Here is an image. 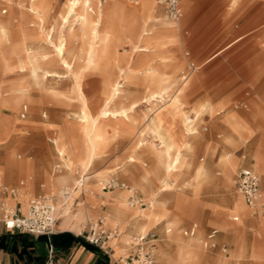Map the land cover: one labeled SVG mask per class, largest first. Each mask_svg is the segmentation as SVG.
<instances>
[{"label":"rangeland","instance_id":"rangeland-1","mask_svg":"<svg viewBox=\"0 0 264 264\" xmlns=\"http://www.w3.org/2000/svg\"><path fill=\"white\" fill-rule=\"evenodd\" d=\"M27 1L0 0V23L9 27L8 33L0 32V186H18L25 180L22 189L27 187L33 196L59 194L70 187L75 171L86 172L87 159L77 161L72 171L53 173L59 162L56 150L64 152L66 166L71 160L69 150H60L67 148V142L58 136L61 127L65 121L76 127L79 124L81 137L70 141L75 148L90 150L79 121L84 105L89 115L97 117L122 82V94L110 111L124 112L126 117L111 116L100 124L106 141L98 145L97 159L88 171V187L94 196H86L82 212L86 209L90 216L98 212L91 217L94 221L107 216L112 228L121 221L106 213L113 207L109 203L111 194L123 195L126 203L120 201L121 209L133 218L125 217L128 223L124 229L119 226V232L129 237L154 235L158 264H167L165 255H169L171 264H201L198 253L205 259L203 264L220 260H227V264H264V243L260 242L264 241V215L252 214L238 186V177L255 168L264 203V0H186L185 15L178 25L158 7L159 23H171L179 32L175 40L161 42L162 49L155 56L148 54H154L157 46L152 44L147 51V45L158 41L161 30L155 27L149 31L151 21H147L149 35L141 37L148 13L140 16L130 6L137 0H127L126 8L118 6L110 13L105 6L95 52L86 68L75 67L77 50L83 43L81 29L71 23V18L69 22L62 18L72 0H38L36 7L44 12L43 23L28 10ZM187 1L195 3L192 14ZM86 31L90 34L91 28ZM60 34L68 35L67 60L74 64L73 70L58 63L55 47L60 45ZM130 42L136 49L128 45ZM26 53L40 63L43 71L61 78L44 80L43 72L35 78L31 72L20 70L17 63ZM41 55L49 59L36 61ZM156 58L159 64L153 67ZM191 64L200 68L184 81L183 73ZM149 68L155 70L149 73ZM160 91L165 92L166 101L158 103L157 108L179 97L181 108L192 119H196L195 112L201 113L194 122V134L185 138L184 147L179 144L180 157L174 164L175 151L170 153L147 131L151 119L145 103L129 113L135 103ZM24 106L28 110L22 117ZM228 118H234L244 129L236 127L234 131ZM47 129H55L57 135L47 133ZM98 173L101 178L96 177ZM69 174L68 182H60ZM29 176L33 178L32 188ZM109 177L134 188L140 203L131 207L129 196L120 192L124 190L104 191L101 183ZM53 182L57 183L55 188ZM102 207L104 212L98 211ZM242 208L246 216L241 215ZM81 220L85 222V216L77 222ZM143 224L147 230L142 234L139 227ZM193 224H198L197 233L185 235ZM214 229L218 242L228 247L227 254L204 247L202 240ZM130 244L131 240L124 238L116 242L119 257L131 252Z\"/></svg>","mask_w":264,"mask_h":264},{"label":"bare ground","instance_id":"bare-ground-1","mask_svg":"<svg viewBox=\"0 0 264 264\" xmlns=\"http://www.w3.org/2000/svg\"><path fill=\"white\" fill-rule=\"evenodd\" d=\"M37 1L38 0H28L27 1L28 10L32 14L38 15L40 22L43 23L42 14L44 12L42 13L40 11V9L38 7H36ZM184 1H183V3H184ZM125 2L127 3V0H72L68 3L66 14H64L62 18H64L66 22H69L68 20L71 18V23L78 25L79 29H81L82 40H83L82 45L77 50L76 58L78 59V62L75 65V67L82 65L83 68H86L91 62L92 56L95 52L94 44L96 43V41L98 39V29H99L100 24L104 20L105 15H106L104 7L106 6L107 11L110 13L111 11L114 10V8H116L118 6H120L122 8L123 7L126 8L127 6H126ZM183 3H182V5H183ZM130 6H132L133 9L140 14V16L144 17L145 12L148 13V17L144 22V24H145L144 25V31H143V34L141 37L148 36L149 34L145 30V27H146L147 21H152V15L154 13V10H155L157 4H155L154 1H152V0H141L140 4L130 5ZM188 8H189V11H191V8L189 6H188ZM48 12H47V14H48ZM107 22H110V21H107ZM172 23H174V22H172ZM179 23H181V22H179ZM179 23H175V24L178 25ZM89 27L91 28L90 34H88L86 31L87 28H89ZM42 30H43V28H42ZM51 30H53V29H51ZM0 32L3 34L8 33L9 27L8 26L3 27L0 23ZM178 32H179L178 27H176V26H171L168 29H161V31L159 32V38H161V37L166 38V40L163 42L169 43V42L175 40V38L178 35ZM68 35H74V34L72 32H69ZM47 36H48V38L51 39L52 33L48 31ZM67 36H63V34H60V37L58 38V39H60V45L55 47V51L59 57L58 63H60V65L67 67L69 70H73L74 67L72 65H74V64H70L67 60V58H68L67 55H68V53H70V50H69V47L67 44ZM101 53H102V51H101ZM38 59L42 60V61H47L49 59V56L48 55H41L39 58H36V61ZM17 64H18V68H20V70L24 69V70H27L28 72H31L35 76V78H38L40 72H43L42 76H43L44 80H48L49 78H53V77L61 78L60 75H55V74H52L50 72L43 71V68L40 65V63L34 62V60L27 53L23 56V58L20 61H18ZM146 70H148V69L146 68ZM154 70H155L154 68H149V73H152ZM123 88H124V84L122 82H119L116 85L112 96L106 100L105 104L102 106L97 117L89 115L86 111V105H84L83 111L81 112V115L79 116V119H80L79 121L81 122L83 133L87 137L88 142L90 144V150H81L80 147L75 148L72 145L70 138L68 137L66 129L65 130L62 129L63 130L62 133L60 132V134H61L60 137L64 141L67 142V144H66L67 148L63 147V150H69V154L71 156L73 167L76 165L77 161H80L82 159H87V164H86V172H87L91 168L94 161L97 159V156H98L97 147L99 144L104 143L106 141V136L103 133L102 129L100 128V124L104 121L105 118H108L111 116L118 118V115H122L123 117H126V114L124 112L121 114H117V113H113L110 111L111 104H113L116 100L119 99V97L122 94ZM164 96H165V92H163V91H160L157 93H152L150 96L144 98L142 103H137V104L135 103L133 105V107L129 110V113L130 112L132 113L133 111L139 109L140 106L143 103H145V105L147 106L146 112L153 115V117L151 118V121L148 125L147 131H149L151 134H154V136L160 140V143L166 146L167 150L170 153H173L175 151V155H173L174 156L173 164H174V162H176L180 157L181 150L179 148V144H181V146L184 147L185 143H186L184 141L185 138L194 134V132H195L194 122H195V120H197L200 117L201 113L195 112L196 119H192L190 117L189 112L185 111L183 108H181V106H180L181 99L179 97H176V99L171 101V102L169 101L170 103H168L167 106H162V107L157 108L158 103L162 104L163 101H166V99H164ZM172 169H173V166L171 169H167V176H169L171 174ZM78 172L86 173L82 170H78V171H75V176ZM96 177L101 178V177H99V173L96 175ZM68 179L69 178L67 176L62 177L60 179V182H68ZM109 179H110V177L108 179L105 178L104 181H108ZM132 189H134V188H132ZM124 191L128 194V196H130L129 191H127V190H124ZM85 193H86V196H94V191L91 190L88 186H86ZM76 195H78V194H76ZM32 196H33V193L31 191H29L27 187H25V189L20 190V195L18 197V200L23 203V209L24 210L27 208L28 201ZM86 198L87 197H85V199L78 204V206L75 208V210H72L70 207H67L65 209V210L68 209L66 211V214H65V216H66L65 220H67L68 218L69 219L71 218L72 221H78L81 217L85 216V222H84V224H85L88 220L93 219L91 217H94V216H90V214H86L85 211H83L84 212L83 213L81 210L83 208V206H85V204H86ZM12 204H14V203H12ZM261 204H264L262 202V199H261ZM129 205L132 206L130 203H129ZM132 207H134V206H132ZM74 211H76V212H74ZM263 212H264L263 208L262 209L260 208L259 213L263 215ZM252 214H253V212H252ZM241 215L246 216L244 208H242ZM99 218H103V220L105 222V226L109 227V225H108V219L109 218L107 216L104 215V216H101ZM82 229H83V226L81 228V231H82ZM146 230H147V227L145 224H143L139 227V231L142 234L145 233ZM122 236H123V234L121 233L120 237L111 241L110 245L113 246L114 250H115L116 242ZM132 237H131V239H132ZM131 239H124V241L125 240H131ZM115 252H116V250H115ZM127 255L128 254H126V256ZM194 256H192V257H194ZM171 258L174 259V257H171ZM164 260L168 264V263H170L171 259L169 258V255H165ZM193 260L195 261L196 258H194Z\"/></svg>","mask_w":264,"mask_h":264},{"label":"built area","instance_id":"built-area-1","mask_svg":"<svg viewBox=\"0 0 264 264\" xmlns=\"http://www.w3.org/2000/svg\"><path fill=\"white\" fill-rule=\"evenodd\" d=\"M159 4L164 6L168 20L179 23L184 16V0H158ZM195 70L190 65L183 73L182 79L185 81ZM61 157V154H59ZM56 171L60 172V164L55 166ZM88 174L78 172L76 179L71 187H65L58 196L39 195L29 199L27 208L23 209V203L18 200L20 187L0 186V223L6 231L29 234L34 236H51L56 232L59 214L67 207L76 208L78 204L86 197L85 189L87 186ZM104 191L127 190L130 192L129 203L135 206L140 200L134 191L124 182L111 178L101 183ZM239 192L244 201L254 215L264 210V204H261L263 192L261 189L260 176L254 172L242 173L238 178ZM78 194V195H76ZM12 201L14 204H12ZM264 215V212H263ZM198 231V225L194 224L184 233L187 236H194ZM218 231L212 230L202 240L205 248L209 250H220L223 254L228 253V247L220 244L217 239ZM118 229H109L105 226L103 218L96 221L88 220L81 231V237L91 245L101 251L115 252L111 241L120 237ZM155 236L145 234L135 236L131 239V252L126 257H120L118 264H158L154 255ZM45 264H59L56 252L50 248Z\"/></svg>","mask_w":264,"mask_h":264},{"label":"crops","instance_id":"crops-1","mask_svg":"<svg viewBox=\"0 0 264 264\" xmlns=\"http://www.w3.org/2000/svg\"><path fill=\"white\" fill-rule=\"evenodd\" d=\"M138 2H139V0L135 1L134 2L135 5H137ZM156 3H157V6H156L154 13L152 15V21L149 24L150 25L149 27H151V29L148 28L149 31H152L155 27H157V29H159V30L168 29L169 27H171V25H170L171 23H168L165 21L159 23L160 19L158 17H156L157 8L158 7L163 8L165 16H166V11H165L164 6L159 4L158 0H156ZM186 4H187V6H189L191 8V14H192L194 12V6L193 5L195 3L190 4L187 1ZM183 11H184V15H185L184 7H183ZM183 18H184V16H183ZM154 19H156V20L154 21ZM239 39L240 38H238L237 40L230 43L225 48H223L222 50H220L219 52L214 54L211 58H209L207 60V62L211 61L216 56L220 55L224 50L231 47ZM165 40H166V38L161 37L158 39V41H153L151 44L147 45V51H148L150 45L155 44L157 46V50H156V52H154V54L149 53V52H147V54L149 53L148 55H152V56L157 55L158 51H160L162 49L161 42H163ZM126 44L127 43H124L123 45H126ZM128 45H134V44H132L130 42V43H128ZM135 46L136 45H134V48L136 49ZM168 49L170 50L169 54L174 55L173 50L170 48H168ZM137 54H138V52H137ZM130 56L132 57V55H130ZM137 60H138V57L136 60L133 59V61H134L133 63H136ZM152 63H153L152 64L153 67H157L159 64V59L157 60V58H156ZM191 65H193L195 67V70L190 74V76L200 68V66L196 67L195 64H191ZM181 67H182V63H181ZM87 70H92V69H87ZM81 79H82L83 85L85 86V81L83 80L82 77H81ZM170 89H172V86H170ZM90 103L92 104L91 99H90ZM27 110H28V107L24 106L22 109V113H21L22 117L26 116ZM45 116L46 115L44 114V117ZM152 117H153V115L149 114V119H151ZM228 121H229L230 125L232 126V128L234 129V131H235L236 127L244 129L237 122H235L234 118H232V119L228 118ZM62 129L63 130L66 129L68 137L71 139L81 137V133L79 131L80 130L79 124L76 127L71 122L65 121V124L63 125V127H61V133L63 131ZM47 133H56V135H57V132L55 129H47ZM59 135H61V134H58V136ZM38 138H40V134L38 135ZM60 150H63V148H61ZM56 152H57L58 158H59V162L56 165L60 164L62 167V170L60 172H57L56 168H55L56 165H55L53 173L54 174H61L63 171H72V169H73L72 160H69V165L67 164V166H66L65 165V156L63 155L64 152L62 153L59 150H56ZM59 154H61V157L59 156ZM88 171H87V174H88ZM247 172H254V173L258 174L255 171V168H250ZM67 176H69V179H68V181H69L71 179V175L69 174ZM90 176L91 175L88 174L87 186L90 183V180H89ZM73 178H74V176H73ZM31 181H33V178H32V176H29L28 182L30 183L31 188H32L33 183ZM74 182H75V180H74ZM74 182H73V184H74ZM56 184H55V182H53V184L51 183L52 187H54V188L57 186ZM73 184L71 186H73ZM24 186H25V180L21 181L18 186H10V187H20L22 189ZM120 192L127 194L124 191H120ZM59 194H60V192H59ZM59 194H44V195H56V196H58ZM123 198H124L123 195H118V194H114V193L111 194V198H110L109 203H111L113 205V207L110 209L109 212H106V213H109V214L119 218L121 222H118L112 228L107 227L109 229H118L119 230V226L122 229H124L126 224L128 223L125 220V217L131 216V214L129 212L125 211L124 209H121L120 200L124 201ZM12 203H13V201H12ZM65 209L59 214L58 222H57V226H56V232L51 236H34V235H29V234H22V233H17V232L6 231L4 226L0 223V264H45L50 248H53L55 250L59 264H118L119 258L121 257V256L120 257L118 256L120 249L118 251L115 249L116 252H112V251H107V252L106 251H99L98 252L94 248L93 245L86 242L81 237V233H80L81 227H82L81 225L84 224V221L83 220H81L80 222L72 221L71 218L70 219L68 218L67 220H65V218H66L65 214H66V211L68 210V209L67 210H65ZM71 209L75 210V208H71ZM103 210H104V208L102 207L98 211L104 212ZM85 213L89 214V212H87L86 210H85ZM97 213L98 212H93L92 214L95 217L97 215ZM236 219L238 220V217H236L235 220ZM191 227L192 226H190L186 230L190 229ZM121 238L131 239V237L124 236V235ZM260 242L264 243L263 240H260ZM131 250H132V248L130 246V251ZM197 257L198 258L201 257V264H203L205 261L203 255H200L198 253ZM213 262H215V261H213ZM227 263H228L227 260H220V261L216 262L215 264H227Z\"/></svg>","mask_w":264,"mask_h":264},{"label":"trees","instance_id":"trees-1","mask_svg":"<svg viewBox=\"0 0 264 264\" xmlns=\"http://www.w3.org/2000/svg\"><path fill=\"white\" fill-rule=\"evenodd\" d=\"M94 248H95V249H96L98 252H99V251H101L100 249H98V248H97V247H95V246H94Z\"/></svg>","mask_w":264,"mask_h":264}]
</instances>
